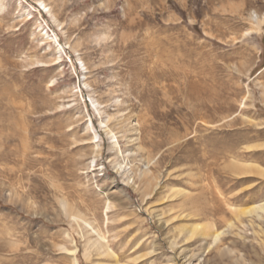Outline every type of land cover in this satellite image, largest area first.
Masks as SVG:
<instances>
[{
    "label": "rangeland",
    "instance_id": "obj_1",
    "mask_svg": "<svg viewBox=\"0 0 264 264\" xmlns=\"http://www.w3.org/2000/svg\"><path fill=\"white\" fill-rule=\"evenodd\" d=\"M42 1L0 0V264L264 263V0Z\"/></svg>",
    "mask_w": 264,
    "mask_h": 264
},
{
    "label": "bare ground",
    "instance_id": "obj_2",
    "mask_svg": "<svg viewBox=\"0 0 264 264\" xmlns=\"http://www.w3.org/2000/svg\"><path fill=\"white\" fill-rule=\"evenodd\" d=\"M40 5L41 6H43L44 8L43 9H46L47 8V5H46V3L45 2H43L42 0H40ZM48 10V12H50V14L52 15V13H51V9L50 8H47ZM86 69V68H85ZM92 142H94V141H92ZM192 236V235H191ZM259 264H264L263 262H260Z\"/></svg>",
    "mask_w": 264,
    "mask_h": 264
}]
</instances>
